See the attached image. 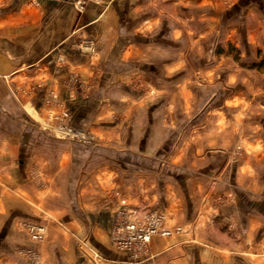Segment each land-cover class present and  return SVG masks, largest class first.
I'll list each match as a JSON object with an SVG mask.
<instances>
[{"label":"crops","instance_id":"crops-1","mask_svg":"<svg viewBox=\"0 0 264 264\" xmlns=\"http://www.w3.org/2000/svg\"><path fill=\"white\" fill-rule=\"evenodd\" d=\"M231 2L0 0V264H33L22 221H47L40 264H264V98L229 53L209 71L225 82L187 81L205 26L260 61L264 0ZM66 110L97 151L42 126ZM123 200L181 231L117 249Z\"/></svg>","mask_w":264,"mask_h":264},{"label":"rangeland","instance_id":"rangeland-1","mask_svg":"<svg viewBox=\"0 0 264 264\" xmlns=\"http://www.w3.org/2000/svg\"><path fill=\"white\" fill-rule=\"evenodd\" d=\"M231 1L232 0H222V2L225 4L232 3ZM193 19L194 17H192L191 19L189 17L188 20L193 21ZM205 28L210 29L209 26H205L204 28L202 27L201 28L203 29L202 34L197 37L196 41L195 40L192 41V39L190 40L188 37L187 42L184 44L186 45L187 50L191 53L190 56H188L186 59L187 69H188V76H187L188 80L187 81L192 84V85L190 84V86L194 88L196 84L205 85L209 83V81L211 80L213 81L215 80L216 82L219 81V83L225 82L226 77H227L225 74H222V73H215V74L212 73L211 74L209 71H210V66L216 65L217 61L219 63H222L223 65L226 64L225 56H226V53H229L230 56L233 55L234 62L236 64H238L240 67L242 66V68L243 66L246 67L245 70L249 71V73H246V74L241 73V75H239V78H238L239 81L241 82L243 80L249 82V84H247L248 90L246 92L247 93L250 92L251 94L248 96H250L251 98H264V87H263L264 86V41L263 40L259 41V39L256 38L257 39L256 42L249 43V45H252V48L251 50L249 49V51L254 52L253 58L259 59L260 61L258 62V60H249L247 63L246 62L244 63L242 58H240V54L245 49L244 43H240L238 40L235 43L226 42L225 39L220 40V41L218 40L214 41L215 40L213 38L214 32L210 33V31H204ZM252 28L255 31L258 30L257 29L258 27H252ZM195 31L198 33L200 31V27L197 26L196 28L194 25H192L191 27L189 25L187 26V33L195 34L196 33ZM260 37L262 38V36ZM174 44H176L175 47L177 50L178 48L177 43L175 42ZM182 46H183V43H182ZM196 51H199L201 53L200 57L194 54V52ZM208 72L210 74H206ZM142 84L144 83H141V84L138 83V86L145 88V84L144 85ZM221 91L222 90H219V93ZM237 92H240V91H237ZM148 93L152 94V90H148ZM251 110L253 113L257 114L259 113L258 111L260 110V106H258V104L252 105ZM66 112L69 114V117L65 118V122L64 121L61 122L60 120L64 117V114ZM70 119H71V113L68 110H66L61 115L57 114L55 118H53L52 120L53 122L49 121L48 123H43L42 126H44L45 129L53 131L51 132L52 135H54L60 140H68V141L75 142L77 144H82L86 147H89L93 151H97L103 145V142L100 141L101 139H99L96 134H93L90 131L85 132V131H82L81 129L74 127ZM61 123L67 124L75 133L66 135L60 132L58 129L60 128ZM179 125H180V121L175 122V126L177 128H179ZM81 134H83L84 136H82ZM22 222H21V225H24L25 222L38 223L35 221H22ZM38 224H42L46 226V236H47L48 234L47 221L39 222ZM46 236L44 240H42L41 242H38V241L35 242L31 239L33 244H35L34 245L35 247H28V248L22 249L21 251L22 254L25 255L27 259H30L31 256L29 254V251L31 250L34 251L38 257V264H40L42 260V254L38 250V247L36 246L44 244L43 242L46 240ZM111 237H112V234H111ZM95 258L100 259L98 254L96 255Z\"/></svg>","mask_w":264,"mask_h":264},{"label":"built area","instance_id":"built-area-1","mask_svg":"<svg viewBox=\"0 0 264 264\" xmlns=\"http://www.w3.org/2000/svg\"><path fill=\"white\" fill-rule=\"evenodd\" d=\"M100 0H72L74 6L79 11H84L87 3L99 2ZM69 117L66 112L60 120L65 122ZM60 132L69 135L74 134L73 130L64 123L60 124ZM84 136L83 134H81ZM138 208L129 207L122 201V207L119 209L117 218L112 229L111 241L113 245L122 251H129L135 258L144 257L148 253V246L153 236H169L173 232H180L178 227L174 231L165 227L166 217L161 213L150 212L141 216ZM29 233L30 238L35 242H41L46 236V226L33 222H25L23 225ZM33 264H38V257L34 251H29ZM33 257V258H32Z\"/></svg>","mask_w":264,"mask_h":264}]
</instances>
